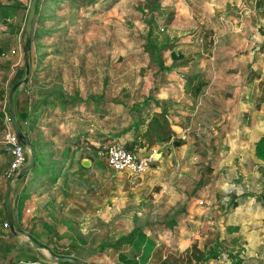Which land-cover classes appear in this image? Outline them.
<instances>
[{
    "label": "crops",
    "instance_id": "obj_1",
    "mask_svg": "<svg viewBox=\"0 0 264 264\" xmlns=\"http://www.w3.org/2000/svg\"><path fill=\"white\" fill-rule=\"evenodd\" d=\"M45 1L37 2L31 40ZM25 2L0 0V41L15 42L20 29L24 42L25 24L17 27V12ZM84 3L78 18L97 9L99 1ZM126 8L117 24L122 25L118 50L112 51V39L103 31L101 42L70 37L72 53L55 55L50 87L43 85L51 84L45 70L34 78L30 48V74L16 91L15 107L40 161L14 183L6 177L16 232L6 221L0 180V236L8 230L15 239L23 221L47 247L31 244V252L13 255L8 264H66L41 258L48 247L88 264H206L212 257L193 256L197 249L213 252L204 241L212 234L199 229L201 224L224 221L216 231L221 240L239 233L244 217L264 250V204L255 198L264 190L259 180L264 160L255 153L264 134V0H132ZM21 63L20 55L0 54V81L2 75L11 85L20 80ZM30 85L28 100L20 91ZM0 92L1 103V82ZM147 96L149 102L137 108ZM162 109L174 134L148 145L137 134L147 125L139 123L136 131L134 124ZM114 141L155 150L156 158L133 177L103 160ZM0 149L5 171L9 156ZM117 189L122 196L115 195ZM245 189L251 195L243 194ZM223 206L232 207L224 216ZM116 209L122 210V230L115 233L110 213ZM256 243L250 244L255 255ZM28 253L36 259H27ZM260 261L259 256L247 260Z\"/></svg>",
    "mask_w": 264,
    "mask_h": 264
},
{
    "label": "rangeland",
    "instance_id": "obj_2",
    "mask_svg": "<svg viewBox=\"0 0 264 264\" xmlns=\"http://www.w3.org/2000/svg\"><path fill=\"white\" fill-rule=\"evenodd\" d=\"M68 0H47L45 1V8L40 9L38 12V21L35 22V29H34V36L33 40L31 42V67L35 70V77L39 76L41 74L40 72L45 70V74L47 76L48 81L51 83L49 84L47 81H44V86L47 84V87H50L54 84L55 75L52 71L55 64V55L57 54H65L68 52L69 54L72 53L71 45L68 44L69 40H71L70 37H76L80 36V38H86V37H94L96 38V42L102 41V31L103 33L108 36V39H112L111 48L112 51L118 50V47L122 45V31L119 27L122 25L118 24V22L122 23V12H125L128 10L127 3H130L132 0H98L99 4L97 5V9L90 10L89 14L86 15L83 14V18H78V15H80L81 8L85 6L84 0H73V6L68 4ZM70 1V0H69ZM140 1V2H139ZM143 1V2H142ZM137 4L144 3L148 4V0H136ZM25 5L22 7H19L17 14V27H21L22 24H25L26 17L29 10V4L30 0H26L24 3ZM139 11V10H138ZM88 24H92L93 27L88 30ZM24 26V25H23ZM20 29L16 31L17 36H15L14 39L16 41L12 43H8V41H0V54L1 56H7L8 54L12 55H20L22 57V63L21 67L25 69L24 64V50H23V38L20 37ZM89 32V33H88ZM15 34V33H14ZM23 34V33H21ZM69 37V38H68ZM22 43H18V42ZM19 46V48L16 46ZM20 44V45H19ZM107 47H105L106 49ZM111 48L109 49L108 54H111ZM102 50V49H101ZM60 59V58H58ZM61 60V59H60ZM121 60V56L119 55L117 60L115 61L116 64H118ZM39 70V71H38ZM107 70V67H106ZM42 75V74H41ZM1 84L3 85L5 96L3 101L0 103V110H3V121L4 124L8 125L10 120H8V104H9V87L12 86L10 81H8V78H5L6 75H2ZM32 87L25 86L22 87V90L20 93L23 97L28 98L30 100V96L32 95ZM29 96V97H28ZM31 104V102H29ZM7 107V108H6ZM6 108V109H5ZM1 118V117H0ZM4 125V128H5ZM167 126L165 125L164 128ZM0 130V136H3L2 132L3 129ZM154 133V131L152 130ZM154 136H157L156 133L153 134ZM111 143V142H110ZM109 143V144H110ZM3 144V143H0ZM1 146V145H0ZM1 150V149H0ZM103 160L104 155H103ZM106 162V161H105ZM2 163V166H0V180H1V189H2V198H5V191L7 188V181L6 175L3 170L4 163L3 159H0V165ZM262 174L260 175L259 180L264 184V179H262ZM9 178V177H7ZM111 178H115V175H112ZM238 176L234 175L232 176L233 180H238ZM241 178V177H240ZM17 180L14 178L11 181L12 183ZM241 181V179H239ZM231 181V180H229ZM243 182V181H241ZM230 183V182H229ZM240 183V182H237ZM244 183V182H243ZM115 195L122 196V190H116ZM225 194V193H224ZM242 194V193H241ZM243 194L245 195H251V192L247 191L246 189L243 191ZM260 195V196H259ZM262 195V196H261ZM117 197V198H118ZM1 198V199H2ZM256 199L260 200L262 198V204H264V190L262 192H259L256 194ZM27 199V198H26ZM113 202V199H112ZM22 204V202H20ZM26 200L23 202L22 208H23V215H24V208H25ZM15 209V215L17 219L21 218V215L17 213V207L14 205ZM226 208V210L223 213V216L225 213H228L231 208L230 206H223ZM220 209V207H218ZM217 208V209H218ZM215 211V213H218L219 211ZM264 209V208H263ZM18 210L20 213H22V209L18 207ZM100 211V209H99ZM110 212H113L112 209H110ZM102 213V211L100 212ZM112 214V218H115V222L112 224V232H120L122 230V210L116 209L115 213ZM22 215V216H23ZM105 215H108L105 213ZM24 217V216H23ZM218 218V216H217ZM5 221V219L1 216V221ZM3 221V223H5ZM252 221H247L246 217L243 218V222H241V231L239 230V233H237L234 236H231L228 234L226 237H223L221 240L218 239V233L216 232L218 230V226L224 225V221H222V224L214 223H205L203 222L199 229L201 230H207L209 233L212 234V236H208L204 239L205 244H209L210 249L212 251H215L218 253L216 258H211L208 260L206 264H231L230 260L232 257L236 256L237 259H233V262L235 264L238 262V260L243 259L244 264H248L247 260H252L253 258L256 259V256H259L261 264H264V250H260V243L257 242V234L254 233V227H251ZM29 223L25 224V222L22 221V223H19V226L17 227V230L21 232L18 233V236L15 237V239L10 237L9 231H4L2 233V236H0V261L8 264L9 259L15 255V254H22L24 252H31L32 247L34 246L25 233L30 234L28 231L30 230ZM212 226V227H210ZM230 232V231H229ZM247 234V235H243ZM9 236V238H7ZM246 237V238H245ZM15 240V241H14ZM258 243L256 246V251L258 254H252L253 249L251 248V245H255V243ZM256 243V244H257ZM33 246H32V245ZM230 252V253H229ZM232 256H231V255ZM30 255L29 253L27 254ZM39 255V254H38ZM69 255V254H64ZM40 256V255H39ZM51 257L49 251L45 248H43V251L41 253V258L47 259L48 257ZM246 261V262H245Z\"/></svg>",
    "mask_w": 264,
    "mask_h": 264
},
{
    "label": "built area",
    "instance_id": "obj_3",
    "mask_svg": "<svg viewBox=\"0 0 264 264\" xmlns=\"http://www.w3.org/2000/svg\"><path fill=\"white\" fill-rule=\"evenodd\" d=\"M9 113V112H8ZM8 120L11 121L8 114ZM0 139L2 150L9 156L8 167L5 169L7 177H14L21 167L29 161V148L21 141L16 134L12 122L5 125ZM155 150L147 151L138 146L131 148L122 141H114L107 145L103 152L106 163L129 175L136 177L145 172L155 160Z\"/></svg>",
    "mask_w": 264,
    "mask_h": 264
},
{
    "label": "water",
    "instance_id": "obj_4",
    "mask_svg": "<svg viewBox=\"0 0 264 264\" xmlns=\"http://www.w3.org/2000/svg\"><path fill=\"white\" fill-rule=\"evenodd\" d=\"M36 3H37V0H30L29 10H28V14L26 17V21H25L24 42H23L25 73H24V76L20 80L13 83V85L11 86L9 90V108H8L14 130L16 134L18 135V137L21 139V141L29 148L30 158H29V161L26 164H24L21 167V169L16 173V175L10 179V182L12 179L14 180V178L18 179L22 177L34 165V161H35L34 149L32 145L30 144V141L28 140L25 132L21 128L18 122V119H17L16 107H15V94L19 86L22 83L27 81L28 76L30 74V41H31L32 26H33L34 18H35ZM10 182L8 183L7 189L5 192V201H4L5 217H6V221L9 227L14 232H16V229L13 223L11 203H10V192H11ZM25 235L35 247L42 248L40 243L34 240L30 234H25ZM50 259L70 262L72 264H88L71 255L51 256Z\"/></svg>",
    "mask_w": 264,
    "mask_h": 264
},
{
    "label": "trees",
    "instance_id": "obj_5",
    "mask_svg": "<svg viewBox=\"0 0 264 264\" xmlns=\"http://www.w3.org/2000/svg\"><path fill=\"white\" fill-rule=\"evenodd\" d=\"M37 2H38V0H37ZM36 6H37V3H36ZM31 42H32V40L30 41V48H31ZM0 94H1V92H0ZM149 98H151V96H147L145 98V100L142 102V105L141 106L136 105V107L140 108V107H143L144 105H146L149 102ZM18 114H19V120L22 121L24 119L25 115L22 112H19ZM139 123H145L147 125L146 130L142 131L141 133L137 132V134L141 135L143 137L144 141L148 145H152L155 143H161L162 144V143L166 142L171 137V135L174 134V132L171 130V128L169 126L168 112L166 111V109H162L160 112H153L147 122L143 118L137 119V123L135 122V124H134L136 131L138 130ZM165 125L167 126L166 128H164ZM152 130L154 131V133L157 134V136H154V138H153L154 133L152 132ZM123 131L124 130L118 131L117 133L119 134ZM173 141L175 144L179 143L178 140H173ZM124 144L129 146L130 148L132 146H134L131 144L130 145H128L126 143H124ZM255 145H256L255 146V153H256L257 157L264 160V134L259 138V140L256 141ZM106 148H104V150ZM39 161H40L39 156H38V154H36L33 166H36L39 163ZM33 166L31 168H34ZM31 236L34 240L39 242L42 247H47L45 244L41 243L37 237H35L33 235H31ZM48 249H49L51 256L64 255V254H60L55 249H51L49 247H48ZM194 249H197V248L194 247ZM195 251H193V256L197 261H200V260L206 259V258H210V257H216L218 255L217 252H214V251L208 252L206 255L198 249ZM27 259L34 260V259H36V257L35 256H29V258H27ZM61 262L66 263V264H72L70 262H65V261H61ZM46 264H50V263H46ZM232 264H235V262H233Z\"/></svg>",
    "mask_w": 264,
    "mask_h": 264
}]
</instances>
